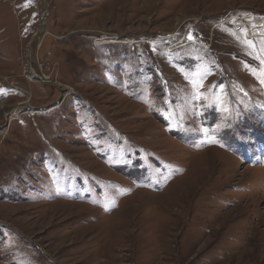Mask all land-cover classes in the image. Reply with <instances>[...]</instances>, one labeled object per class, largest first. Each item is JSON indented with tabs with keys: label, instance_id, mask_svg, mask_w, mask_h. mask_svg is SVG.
I'll return each instance as SVG.
<instances>
[{
	"label": "rangeland",
	"instance_id": "1",
	"mask_svg": "<svg viewBox=\"0 0 264 264\" xmlns=\"http://www.w3.org/2000/svg\"><path fill=\"white\" fill-rule=\"evenodd\" d=\"M0 264H264V0H0Z\"/></svg>",
	"mask_w": 264,
	"mask_h": 264
},
{
	"label": "water",
	"instance_id": "2",
	"mask_svg": "<svg viewBox=\"0 0 264 264\" xmlns=\"http://www.w3.org/2000/svg\"><path fill=\"white\" fill-rule=\"evenodd\" d=\"M47 15V3L45 2V11H44V13H43V15H42V18H41V21H40V27H39V29H38V31H37V34H36V38L41 34V32H42V29H43V25H44V19H45V16ZM18 105V104H17ZM53 105H55V104H53ZM52 106V105H51ZM51 106H45V107H41V109L42 110H46V109H48L49 107H51ZM30 107V106H29ZM32 108V107H31ZM40 109V110H41ZM36 110V109H35Z\"/></svg>",
	"mask_w": 264,
	"mask_h": 264
},
{
	"label": "bare ground",
	"instance_id": "3",
	"mask_svg": "<svg viewBox=\"0 0 264 264\" xmlns=\"http://www.w3.org/2000/svg\"><path fill=\"white\" fill-rule=\"evenodd\" d=\"M21 106L24 108V107H28V105L26 103H22L20 105H17L15 108H14V111H13V114L11 116V118H14V116L17 114V112L21 109ZM31 108V107H29ZM211 245V244H210ZM260 258V257H259Z\"/></svg>",
	"mask_w": 264,
	"mask_h": 264
}]
</instances>
